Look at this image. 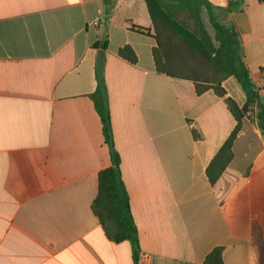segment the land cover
<instances>
[{"label":"crops","instance_id":"1","mask_svg":"<svg viewBox=\"0 0 264 264\" xmlns=\"http://www.w3.org/2000/svg\"><path fill=\"white\" fill-rule=\"evenodd\" d=\"M220 21L236 28L264 102V0H243L241 11ZM105 38L104 76L139 264H203L218 247L224 264H262L264 137L256 110L212 186L206 169L235 120L213 91L198 96L193 83L157 74L145 0H116L108 22L103 0H0V264H134L131 244L111 242L91 208L98 175L111 166L90 99L99 56L93 44ZM126 45L137 65L118 57ZM223 87L245 105L235 78Z\"/></svg>","mask_w":264,"mask_h":264},{"label":"trees","instance_id":"2","mask_svg":"<svg viewBox=\"0 0 264 264\" xmlns=\"http://www.w3.org/2000/svg\"><path fill=\"white\" fill-rule=\"evenodd\" d=\"M263 1V0H259ZM106 21L113 14L116 0H103ZM152 21L156 46L152 57L157 74L193 83L198 96L208 91L224 98L235 120V127L206 169L212 186L220 180L234 159L233 147L243 127L245 118L256 110L258 127L264 137V102L260 88L253 82L243 58L236 28L220 21L224 15L239 12L243 0H229L226 8H218L210 0H145ZM205 17L211 27L207 26ZM139 34L149 36L150 30L133 26ZM99 50L96 65L97 88L90 96L101 124L104 141L109 148L111 166L98 175V193L92 203V212L99 221L105 236L113 243L129 242L133 249V263L139 264L141 247L139 233L131 211L129 194L122 179L121 156L116 150L108 89L104 76L105 54L108 40L96 42ZM118 57L131 65H137L138 57L126 45L118 50ZM235 78L241 86L246 103L240 108L227 96L223 83ZM195 138H199L193 132ZM224 248H215L203 264H224ZM261 260L264 264V245L261 244Z\"/></svg>","mask_w":264,"mask_h":264},{"label":"rangeland","instance_id":"3","mask_svg":"<svg viewBox=\"0 0 264 264\" xmlns=\"http://www.w3.org/2000/svg\"><path fill=\"white\" fill-rule=\"evenodd\" d=\"M205 20H206V23H207V26H208V28H209V30H210V33H212V30H211V27H210V25H209V23H208V20H207V18L205 17ZM251 117V116H250ZM154 195L151 193L150 194V197L152 198ZM156 197L158 198V196L156 195ZM160 200L162 201V199L160 198Z\"/></svg>","mask_w":264,"mask_h":264}]
</instances>
